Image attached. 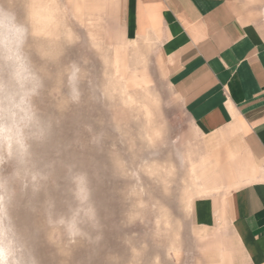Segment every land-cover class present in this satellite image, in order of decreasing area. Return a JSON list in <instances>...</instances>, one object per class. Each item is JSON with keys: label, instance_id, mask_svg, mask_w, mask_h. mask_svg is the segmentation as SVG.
Returning <instances> with one entry per match:
<instances>
[{"label": "rangeland", "instance_id": "obj_1", "mask_svg": "<svg viewBox=\"0 0 264 264\" xmlns=\"http://www.w3.org/2000/svg\"><path fill=\"white\" fill-rule=\"evenodd\" d=\"M111 1L20 0L21 6H32L36 44L56 58L49 64L53 73L72 62L81 64L90 73L96 97L64 112L49 155L56 158L59 150L60 159L74 157L88 170L103 239L94 246H66L60 232L41 227L32 240L40 264H213L223 246L231 250L232 264H239L226 223L207 227L194 217L198 201L237 183L223 177L195 182L193 166L204 157L205 164L212 161L210 134L172 86L160 36H135ZM238 2L251 14L246 19L264 33V0ZM53 3L55 9L46 7ZM117 47L124 53L123 65L114 61ZM57 86L55 76L47 82L53 94H46L44 104L51 112L59 103ZM86 123L103 128L106 137L99 148L88 143ZM77 139L80 143H73ZM200 183L215 186L197 192ZM33 219L19 214L22 226L31 228ZM201 227H207L203 237L198 235Z\"/></svg>", "mask_w": 264, "mask_h": 264}, {"label": "crops", "instance_id": "obj_2", "mask_svg": "<svg viewBox=\"0 0 264 264\" xmlns=\"http://www.w3.org/2000/svg\"><path fill=\"white\" fill-rule=\"evenodd\" d=\"M117 5L135 36H160L172 86L210 134L212 161L205 164L204 157L193 166L195 182L223 177L237 183L198 201L196 221L207 227L225 222L239 264H264V33L238 0L111 1ZM123 54L117 47L114 61L123 65ZM214 186L200 183L197 192ZM220 250L213 264H232L231 250Z\"/></svg>", "mask_w": 264, "mask_h": 264}, {"label": "clouds", "instance_id": "obj_3", "mask_svg": "<svg viewBox=\"0 0 264 264\" xmlns=\"http://www.w3.org/2000/svg\"><path fill=\"white\" fill-rule=\"evenodd\" d=\"M31 7L0 0V264H40L32 240L41 227L60 232L66 246H94L103 239L88 170L74 157L60 159L59 150L56 158L49 155L64 112L94 102L95 85L76 62L53 73L49 64L56 58L35 42ZM54 76L59 103L51 112L44 100L53 94L47 82ZM82 127L88 143L99 148L103 128ZM21 212L34 218L31 228L19 223Z\"/></svg>", "mask_w": 264, "mask_h": 264}]
</instances>
